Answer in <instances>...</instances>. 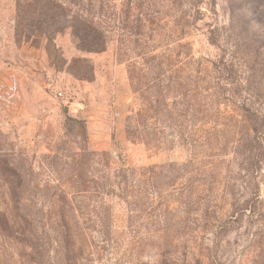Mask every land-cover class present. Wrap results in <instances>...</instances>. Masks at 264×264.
Returning a JSON list of instances; mask_svg holds the SVG:
<instances>
[{
  "label": "rangeland",
  "instance_id": "1",
  "mask_svg": "<svg viewBox=\"0 0 264 264\" xmlns=\"http://www.w3.org/2000/svg\"><path fill=\"white\" fill-rule=\"evenodd\" d=\"M0 264H264V0H0Z\"/></svg>",
  "mask_w": 264,
  "mask_h": 264
},
{
  "label": "trees",
  "instance_id": "2",
  "mask_svg": "<svg viewBox=\"0 0 264 264\" xmlns=\"http://www.w3.org/2000/svg\"><path fill=\"white\" fill-rule=\"evenodd\" d=\"M89 27H90V26H89ZM75 33H76V35H77L78 37H80V39H83V38H85L86 36H88L87 33L84 32V31H82V32H80V33L76 31ZM89 41H90V40H89ZM91 41H92V42H91ZM91 41H90V43H91L90 45H91L92 47H95V46H94V43H97V42H95L94 40H91ZM95 48H96V47H95Z\"/></svg>",
  "mask_w": 264,
  "mask_h": 264
}]
</instances>
